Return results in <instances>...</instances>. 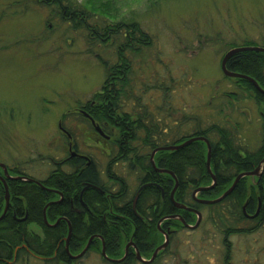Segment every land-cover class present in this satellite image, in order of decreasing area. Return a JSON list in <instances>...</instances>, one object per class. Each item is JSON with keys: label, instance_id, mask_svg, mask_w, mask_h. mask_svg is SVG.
I'll return each mask as SVG.
<instances>
[{"label": "rangeland", "instance_id": "obj_1", "mask_svg": "<svg viewBox=\"0 0 264 264\" xmlns=\"http://www.w3.org/2000/svg\"><path fill=\"white\" fill-rule=\"evenodd\" d=\"M72 1L82 4L85 2ZM111 4L109 14L115 15L114 19H134L151 37L149 50L138 56L137 64L140 69L136 73H146L149 65L151 70L160 67L164 69L160 79L169 83V73H166L169 71L173 80V95H185L183 98L190 113L195 112L190 109L194 97L196 105L201 104L199 109L204 118L207 116L204 107L211 101L213 94H233L232 98L242 100V87L223 75L221 60L231 47H239L246 42L264 47V0H175L163 4L159 10L153 8L154 13L147 11L145 0H113ZM112 7L115 11H112ZM17 8L19 13H16ZM48 11L27 10L20 14L21 8L14 5V0H0V163L12 169L13 172L9 170L8 175L13 178L19 175L27 177L23 174H30L41 180L52 170V167H46L48 157L55 156L56 163L61 161L66 145L56 132L59 118L55 114H61L65 108L69 109L78 101L83 102L97 93L106 72L101 59L107 63L112 60L106 48H88L78 32L73 33L63 23L48 19ZM130 16L134 18L128 19ZM114 19L107 20V23L112 26ZM36 39H39L38 42ZM41 40L43 41L38 46ZM226 99L224 97V100L232 101L227 96ZM251 104L247 102L239 105L241 110L244 108L241 111L244 114L237 119L248 136L247 142L252 143L249 146H256L261 121L259 109L253 107L251 110L254 106ZM4 112L8 113L9 118ZM240 129L234 128L237 131ZM188 131L189 127L181 135ZM37 154H42L43 161L38 159L41 156H36ZM96 161L98 162L97 159ZM24 162H27L26 165ZM99 166L102 169L105 167L104 164ZM120 172L126 175L128 182L131 183L134 179L130 178L123 167ZM0 175H4V172L1 171ZM45 188L50 192H57L54 188ZM134 189L135 183H132V191ZM54 198L55 201H47L45 206L58 201L57 197ZM173 220L178 222V226L169 229L172 233L164 234L160 225L156 230V235L161 239L158 247L164 242L167 244L159 258L155 257L154 264H205L206 260L212 262L211 251L208 252L211 246L209 234L210 231L215 232V228L223 227L222 221L217 217L207 219L200 229L190 228L187 232H179L180 226H184L178 219ZM28 229L35 236H42L38 226L31 224ZM240 235L243 239L235 241L234 237L233 243L246 245L242 252L248 256L250 246L247 243L253 236L246 235L245 232ZM132 246L135 245L126 239L124 241L123 237L120 256L113 259L119 262L112 263L124 264L129 250L135 252ZM153 253L149 258L140 257L149 261ZM78 254L80 253L71 255ZM105 257L108 258L106 254ZM237 257H240V252ZM106 258L103 264H108L109 260ZM29 260L30 264L38 263L37 259ZM261 260L264 261V255H261ZM77 264L102 263L98 256L91 253ZM136 264L142 263L138 261Z\"/></svg>", "mask_w": 264, "mask_h": 264}, {"label": "trees", "instance_id": "obj_2", "mask_svg": "<svg viewBox=\"0 0 264 264\" xmlns=\"http://www.w3.org/2000/svg\"><path fill=\"white\" fill-rule=\"evenodd\" d=\"M112 1L85 0L82 4L72 0H14V5L20 6V14L27 10L28 12H39V10L48 9L50 16L48 19L52 18L53 21H59V24L63 23L73 33L78 32V35L88 44V48H99V50L106 48L112 60L107 63L101 59V64L106 68L105 77L110 81L105 93L109 94L108 101L112 103V108L116 109V95L122 92L126 95L131 91L140 92V89L149 87L152 81L161 84L162 87H168L169 84L160 79V75L164 74V69L159 67V69L151 70V65L148 66L146 73L140 75L135 73L133 83H131L130 72L134 63L132 59L138 63V56L142 55L143 51L149 50L152 40L134 19L128 21L114 19L115 15L109 14ZM171 1L175 0H145L149 12H153V8L159 10L163 4ZM18 11H20L19 8L16 13H19ZM112 11H115V8ZM110 19H114L112 26L107 23ZM36 40L38 42L39 39ZM251 44L246 42L242 46L250 47ZM234 47L237 46L231 48ZM226 67L233 73L245 75L257 81L259 86L264 88L263 53L253 51L237 53L229 58ZM136 69L137 71L140 69L139 64H136L135 72ZM106 84L105 82L104 86ZM236 84L264 105V95L259 93L252 84L242 79H238ZM104 86L93 95V100H100ZM172 88L174 90V86ZM161 91L165 97L170 95L171 99H174L172 92L164 89ZM93 109L98 111L101 107ZM89 111L95 121H101L102 117L99 113L93 112L92 108H89ZM6 116L9 118L8 113ZM109 116L111 118L114 116L113 119H115L116 110H110ZM85 123L84 121L83 124ZM164 137V134L146 131L144 145H135V147L123 145L124 159L130 162L129 169L133 168L132 173L137 176L135 180L138 186L151 184L141 192L137 200L136 212L141 219L132 212L129 203L131 192L126 176L123 177L122 185L113 184V191L119 192L120 195H116L112 200L106 199L105 196H101L91 188L81 195L84 187L107 188L109 180H112L110 179L113 174L112 168H109V176L98 174L93 164L88 165L81 174L77 171L72 177L63 172H59L55 178L50 176L42 183L43 186L54 188L62 194L63 198L58 204L49 205L45 212L47 201L54 197L58 198V194L54 196L52 192H46L32 183L5 180L10 199L8 210L0 220V264H30L29 259L32 258L38 260L37 264H77L91 253L98 256L103 264L104 261L106 262L101 254L103 246L108 259L113 260L120 256L123 237L124 241L126 239L127 242L135 245L143 258H149L155 248L161 244V239L156 235L161 219L166 218L160 224L164 231L173 229L175 225L178 226V222L169 217L179 216L186 224H193L195 216L188 211L177 209L169 200V195L174 188L172 178L168 174L155 172L150 165V154L157 147L164 146L154 145L153 142H156L155 138H158V142H163ZM154 163L157 170L167 171L178 180V187L173 196L175 203L191 207L189 199L191 186H198V183H193L191 180L185 181L184 177L185 173L191 169L198 170L201 167L203 173L205 172V146L195 142L175 152L161 151L155 154ZM184 165L188 169L186 172L181 171ZM81 166L85 164L78 167L82 168ZM203 181H207V184L209 180L206 178ZM159 186L164 194L163 199L157 188ZM4 197V187L0 183V217L5 209ZM45 220L50 223L58 221V223L54 228H48ZM67 222L71 229L68 243L69 254L81 253L91 239L87 252L80 259H71L65 249L64 239L68 233ZM31 224L41 227L42 236L40 238L35 236V233H30L28 227ZM181 227L178 229L179 232L183 230ZM161 254L160 251L157 257L159 258ZM136 262L138 263L135 252L130 249L124 264H136ZM108 264L114 263L108 261Z\"/></svg>", "mask_w": 264, "mask_h": 264}, {"label": "flooded vegetation", "instance_id": "obj_3", "mask_svg": "<svg viewBox=\"0 0 264 264\" xmlns=\"http://www.w3.org/2000/svg\"><path fill=\"white\" fill-rule=\"evenodd\" d=\"M132 61L134 63L133 69L130 72L131 83H133V77L137 72V69L136 72L134 71L137 62L134 59ZM166 73H169L168 87H162L160 86L161 84H156L152 81L149 87L140 89V92L135 91L134 93L131 91L127 95L122 92L116 95V109L112 108V103L108 101L110 96L105 93L107 91L106 87L110 83L108 78L105 77L101 87L104 86L105 82L107 84L104 86V92H102L99 101L93 100V96H91L83 102L78 101L75 106L69 107V109L65 108L61 114H55L59 118L56 124V132L61 135L65 142L64 145H66V152L62 154L61 161L56 163L55 156L48 157V165L46 167H52V170L41 180H37L30 174L23 175L42 183L50 176L55 178L59 172L70 175L69 177L74 176L77 171L78 174H81L90 164H93L95 171L98 174H103V176H109V168H112L113 174H111L110 178L112 180H109L107 188L95 187L97 190H94L101 196H105L106 199L110 198L112 200L116 195H120L119 192L113 191V184L116 183L114 180L115 176L119 178L118 183L120 185L123 184V177L126 176L120 172L121 167H123V170L130 175V178H134L131 183L127 182L129 191L131 192L129 203L133 212L135 196L144 184L138 186L136 183L135 179L137 176L132 173L134 172L133 168L129 169L130 162L124 159L123 153L125 152L123 145H131L133 147L135 145H144L143 140L146 131L165 135L163 142H158V138H155L156 142H153L154 145H164L156 149L179 147L191 141L190 144L182 146L177 150H163L166 152H175L195 142H199L205 146V172L203 173L201 167L198 170L191 169L186 172L188 170L186 165L183 166L181 171L186 172L185 181L191 180L193 183H198V186H191L192 189L189 194L191 207H187L189 210L200 214L199 225L194 230L200 229L207 219L212 220L217 217L222 221L223 227L215 228V232L210 231L211 246H209L208 252L211 251L212 262L206 260V263L264 264V261L261 260V255H264V105L261 101L257 102L251 94L244 92L243 88L244 94L241 96L242 100H238L237 97L232 98L233 94L226 95L233 102L226 101L225 94H213L211 95V101H208L204 107L207 111V116L204 118L203 112L199 109L201 104L196 105V97L192 98L193 105H196V107H193V105L190 107L195 112L190 113L189 106L183 98L185 95L181 94L177 97L173 95L171 73L169 71H166ZM262 74L264 78V71ZM229 79L234 80L235 83L238 81L237 78ZM161 89L172 92L174 99H171L170 95L169 97H165ZM262 89L264 90L263 87ZM224 97L226 100H224ZM247 102H251L254 105L252 106L251 104V110H253V107L259 109L261 129L259 130L260 134L256 146H249L252 143L247 142L248 136L245 134L243 127L239 125L237 119L244 114L241 113L244 108L241 110L239 105ZM99 106L101 107L100 110L93 109ZM89 108H92L93 112L100 114L102 117L101 121L94 120V116L90 113ZM110 110H116L115 119H113L114 116L112 118L109 116ZM84 121L86 122L85 124H83ZM187 127L190 128V131L181 135V132H184ZM238 127L241 129L238 131L234 130V128ZM52 128H54L53 125ZM127 134L130 135L128 136ZM150 145H152V142H150ZM53 151H55V148ZM36 156H41L38 159L43 161L42 154H37ZM96 159L98 162L100 161L99 164H104L105 167L103 169L99 166ZM26 163L24 162L25 165ZM84 164L85 166H81L82 168L78 167ZM165 174H168L172 178L175 186V180L178 182L176 177H173L169 173ZM0 176L3 177V175ZM206 178L209 180V185L206 184L207 181H203ZM202 181L203 184H201ZM132 183H135L134 191H132ZM109 186H111L110 189ZM157 188L160 190L161 198L163 199L164 194L161 187ZM231 188L230 194L223 197ZM141 192H139V195ZM52 193L53 195H57L55 191ZM61 197L63 198L62 195H59L57 200H60ZM50 201H55V198ZM203 201H211L212 203L205 204ZM171 203L173 202L171 201ZM136 204L137 202L135 203L134 215L141 219L140 215L136 212ZM188 212L195 216L196 221V214L191 211ZM164 220L166 218L161 219L159 225ZM49 223L47 222V224ZM47 224L48 228L55 227L51 226L55 222L50 223L51 225ZM187 225L189 228L183 227L182 232L190 230V227H193L195 222L192 225ZM39 228L41 229V227ZM163 232L166 234L172 233L169 229L163 230ZM241 232L242 234L245 232L246 235L253 236V239L247 243L250 246L248 247L250 250L248 256L250 257L246 254L244 255L242 252L246 245L233 243L232 238L234 237H236L235 241L243 239L240 235ZM204 234L208 237L206 232ZM261 245L263 246L261 247ZM230 252L233 256H231ZM239 252L240 257H237ZM155 262L156 259L154 258L150 264H154Z\"/></svg>", "mask_w": 264, "mask_h": 264}, {"label": "water", "instance_id": "obj_4", "mask_svg": "<svg viewBox=\"0 0 264 264\" xmlns=\"http://www.w3.org/2000/svg\"><path fill=\"white\" fill-rule=\"evenodd\" d=\"M248 51H253V52H260V53H264V48H260V47H240V48H234V49H231V50H229L224 56H223V58H222V60H221V71H222V73H223V75L224 76H226V77H228V78H237V79H242V80H245V81H247V82H249L250 84H252L253 85V87L259 92V93H261L262 95H264V90L258 85V83L255 81V80H253V79H251V78H249V77H247V76H245V75H241V74H237V73H233V72H231V71H229L228 69H227V67H226V64H227V61L229 60V58H231L233 55H235V54H237V53H242V52H248ZM263 129H264V124H263ZM190 142L191 141H188V142H186V143H184V144H182L181 146H179V147H173V148H161V149H156V150H154L152 153H151V156H150V165H151V167L155 170V172H157V173H169V172H167V171H160V170H157V168L155 167V163H154V155H155V153L156 152H158V151H160V150H177V149H179L180 147H182V146H185V145H188V144H190ZM207 145H209V144H207ZM208 151H209V146H208ZM207 166H208V162H207ZM0 168L3 170V172H4V176H5V178H7V179H9V180H24V181H27V182H34L33 180H31V179H28V178H23V177H15V178H13V177H10V176H8V174H7V171H6V169H5V167H4V165H2V164H0ZM170 175H172L171 173H169ZM173 176V175H172ZM174 177V176H173ZM175 179V178H174ZM0 181L2 182V184H3V186H4V191H5V197H4V199H5V209H4V212H3V215H2V217H0V220L3 218V216L5 215V213L7 212V210H8V205H9V193H8V189H7V185H6V183H5V181H4V179L2 178V177H0ZM37 185H39V186H41L43 189H45L40 183H38V182H35ZM148 186H151L150 184H146V185H144V186H142L140 189H139V191H138V193L136 194V196H135V199H134V202H133V213H135V203L137 202V199H138V195H139V192L140 191H142V190H144L146 187H148ZM233 186H235V184H233ZM177 187H178V182L175 180V186H174V188H173V190L171 191V194H170V200L173 202V205L177 208V209H181V210H185V211H191V212H193V213H195L196 214V216H197V220H196V222H195V225L193 226V227H190L191 229H195L198 225H199V222H200V214L198 213V212H196V211H192V210H189L187 207H185V206H183V205H180V204H177V203H175V201L173 200V194H174V192H175V190L177 189ZM88 188H92L93 190H97V188H95V187H84L83 188V190H82V192H81V195L88 189ZM206 189V188H205ZM208 189H210V188H208ZM207 189V190H208ZM232 191V188L229 190V191H227L224 195H223V197H225V196H227L228 194H230V192ZM59 195H61V194H59ZM80 195V196H81ZM60 201H57V202H52V203H49L48 204V206L49 205H51V204H57V203H59ZM205 204H211L212 202L211 201H203ZM45 217V216H44ZM170 219H178L182 224H183V226H185V227H187V228H189V226H187V224H186V222H184V220L183 219H181L180 217H169ZM45 223L47 224V222H46V220H45ZM58 223V221L55 223V224H57ZM68 223V222H67ZM48 225V224H47ZM52 227H54L55 225H51ZM50 226V227H51ZM165 234V233H164ZM70 235H71V229H70V225L68 224V233H67V237L64 239V242H65V249H66V251H67V253L69 254V252H68V243H69V240H70ZM90 243H91V239L88 241V243H87V245L85 246V248L82 250V252L80 253V254H78V256H72L71 254H69V257L71 258V259H78V258H81L85 253H86V251H87V249L89 248V245H90ZM131 244V243H130ZM166 244L167 243H165L164 242V244L162 245V246H160V247H158L155 251H154V253H153V255H152V257H151V259L149 260V261H145V260H143L141 257H140V254H139V252L137 251V249L135 248V246H132L133 248H135V256H136V259L140 262V263H142V264H150L153 260H154V258L157 256V254L160 252V251H162L165 247H166ZM128 248H129V245L126 247V251L128 250ZM102 255L105 257V249H104V246H103V248H102ZM127 255V254H126ZM107 260H109V261H111V262H119V260H111V259H108L107 258Z\"/></svg>", "mask_w": 264, "mask_h": 264}, {"label": "bare ground", "instance_id": "obj_5", "mask_svg": "<svg viewBox=\"0 0 264 264\" xmlns=\"http://www.w3.org/2000/svg\"><path fill=\"white\" fill-rule=\"evenodd\" d=\"M114 176H115V175H114ZM114 180L116 181V183H118V182H119V178H118V176H115V177H114ZM114 180H113V181H114ZM115 181H114V182H115Z\"/></svg>", "mask_w": 264, "mask_h": 264}]
</instances>
